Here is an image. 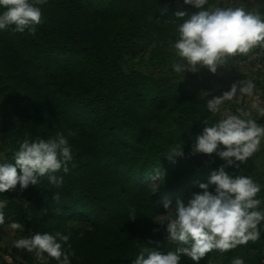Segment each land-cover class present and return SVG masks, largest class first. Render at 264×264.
<instances>
[{"label":"trees","instance_id":"trees-1","mask_svg":"<svg viewBox=\"0 0 264 264\" xmlns=\"http://www.w3.org/2000/svg\"><path fill=\"white\" fill-rule=\"evenodd\" d=\"M38 6L42 22L35 34L0 30V94H6L20 122L3 136L12 138L5 158L10 161L25 139H47L24 125L25 97L11 81L28 88L29 99L44 110L48 125L54 121V130L50 129L77 143L78 151H71L69 172L56 173L63 177L59 187L50 185L46 175L22 193L17 185L16 192L0 194V199L8 200L5 216L24 225L20 231L25 237L35 232L71 234V229L60 230L69 215L88 222L94 232L70 244L75 253L71 264H132L142 248L155 247L156 241L165 253L184 246L167 241L164 227L157 224L166 222L157 219L164 210L159 191L167 194L174 208L178 199L187 202L199 191L198 184L207 182L223 161L215 154L193 155L191 149L205 121L213 124L221 118L207 111L201 86L187 72L182 81L173 69L156 77L126 66L144 55L157 67L172 61L168 41H175L171 20L176 10L159 0H47ZM99 17L115 19L99 26ZM76 128L83 133L68 134V129ZM179 144L183 158L163 157ZM157 168L163 175L152 191L144 180L156 175ZM226 171L255 178L259 184L264 181L254 156L239 169ZM256 198L264 201V193ZM131 209L135 217L130 216ZM82 243L87 245L85 253L106 245L114 250L111 258L93 255L81 260ZM251 243L225 253L214 249L200 264L213 255L221 264H232L237 257L244 264H264L263 252ZM39 262L57 264L47 254Z\"/></svg>","mask_w":264,"mask_h":264},{"label":"clouds","instance_id":"clouds-1","mask_svg":"<svg viewBox=\"0 0 264 264\" xmlns=\"http://www.w3.org/2000/svg\"><path fill=\"white\" fill-rule=\"evenodd\" d=\"M46 3L47 0H0V8L4 9L0 12V30L11 28L16 33L35 34L36 27L42 22L38 5ZM183 3L193 6L196 11L189 14L177 10L174 14L180 22L177 24L178 37L171 45L177 57L172 69L183 78L182 81L186 72L197 73L206 67L215 74L230 58L247 54L255 47L264 48V14L259 10L205 8L209 0H183ZM254 87L250 80L236 81L230 90L209 99L206 109L216 115L225 102L234 101L237 96L251 97ZM253 108L264 116V107L254 104ZM236 111L237 114L226 115L213 124L205 121L206 126L193 141V155L215 154L223 163L210 172L207 182L198 184L199 191L191 193L187 202L178 199L174 208L170 207L171 201L163 203L166 222L157 224L164 227L167 241L184 246L165 253L156 241L155 247L142 248L132 264H180L182 257L200 264L201 259L214 249L225 253L260 239L264 232V208H261L264 201L256 197L261 185L249 176L233 175L226 169H239L261 150L264 126L258 124L249 111ZM182 145L171 146L163 157L169 161L183 158ZM72 159L71 147L63 135L25 139L19 143L10 161L0 157V194L16 192L17 185L22 193L29 186H37L46 175L50 185L59 187L63 177L56 173L67 174ZM161 174L157 168L154 178H160ZM7 204V199H0V227L5 224ZM135 215V209H131L130 216ZM9 227L24 229L23 224L15 221H10ZM69 239L70 234L61 232H35L14 241V247L35 252L41 259L47 254L57 264H71L75 253ZM232 264H244V260L237 257Z\"/></svg>","mask_w":264,"mask_h":264},{"label":"rangeland","instance_id":"rangeland-1","mask_svg":"<svg viewBox=\"0 0 264 264\" xmlns=\"http://www.w3.org/2000/svg\"><path fill=\"white\" fill-rule=\"evenodd\" d=\"M260 0H209L208 5H205V8H215V7H243L246 11H256L259 10L262 14H264V10H262L259 6ZM159 2H165L166 5L170 7H174V10H184L187 13L191 14L196 11V9L191 5H185L183 0H159ZM232 3V4H231ZM97 3L95 2L94 5ZM187 18V17H185ZM115 18L111 17H102L97 19V24L99 26H105ZM179 22L171 20V26H173L175 39L178 37L177 32V24ZM91 35L88 38H92ZM168 47L172 49L171 52V62L161 67H157L149 61V57L144 55L143 57L137 58L130 62L127 65L130 68H133L137 72L141 74H150L153 76H161L162 74L171 71L172 65L177 62V57L175 56V51L171 47L172 43L168 41ZM57 67V64H55ZM191 78L193 83H197L201 86V97L207 99H211L213 96H219L223 92L230 90L232 83L240 80H250L256 86L262 87L259 89L257 93V89L254 87V93L251 97L245 95L242 98L237 96L234 101H227L221 106V112L217 114L218 117L223 118L229 114H237V109H242L245 111H249L251 113V117L256 120V122L262 126H264V116H261L256 108H253V105H259L260 107H264V48L255 47L250 50L249 53L243 55H236L230 58L227 61V65L218 68L217 73L213 74L208 71V69L202 68L197 73L187 72ZM253 74V75H252ZM256 75V76H255ZM69 80H73L76 82V78L74 76H70ZM11 87H14L18 93L25 97V105L26 107V121L24 125H28L36 129L38 132H43L46 138L55 137L57 134L61 133L58 130H54V121H52V126L48 125V121L46 116L43 114L44 110L38 105L37 101L29 99L28 88H24L21 84L13 83L12 81ZM19 85V86H18ZM189 85H191L189 83ZM188 88V86H187ZM207 95V96H206ZM241 101V102H240ZM20 124L18 119L16 118L15 113L13 112V108L11 106L10 101L6 94H0V157L5 158V154L9 151L8 143L12 140L10 137H3L6 132H8L12 127ZM51 128V129H50ZM57 129V128H56ZM78 130H70L68 129V134L74 135L78 133ZM81 132V129L79 130ZM83 133V132H81ZM68 144L71 147V151H78V148L74 145V143L69 137L63 135ZM256 164V169L258 172H262L261 179L264 178V140H262L261 150L257 153L253 154ZM156 175H151L145 178L144 183L148 187H152V191L158 189L159 181L158 178H154ZM253 180L255 178H252ZM261 185V192L264 193V181ZM1 196V195H0ZM159 200L164 203L165 200L170 201L167 194L163 191H159ZM264 208V204L262 205ZM171 207V206H170ZM165 210L159 212L157 215L158 220L165 219ZM62 232L65 230L71 229L70 239L68 241L69 244H73L78 239L85 237V233L94 232L88 222L83 220L78 215H69L64 218L61 222ZM25 237L20 230H12L9 227V218L5 216V224L0 227V264H41L39 259H37L34 252L29 253L24 249H16L14 247V241ZM100 238V236H98ZM101 239V238H100ZM87 244V243H85ZM110 245V243H108ZM255 245L258 250L263 252L264 254V240L258 239L257 241L252 243ZM85 248L87 245L82 243V247L79 250V258L82 260L85 257H89L90 259L94 256L103 258H111V253L113 252V248L108 245L104 247V249L96 251V253H85ZM85 250V251H83ZM76 251H78L76 249ZM180 264H194L187 257H182ZM202 264H221L219 259H217L216 255L209 257V260L206 263Z\"/></svg>","mask_w":264,"mask_h":264},{"label":"flooded vegetation","instance_id":"flooded-vegetation-1","mask_svg":"<svg viewBox=\"0 0 264 264\" xmlns=\"http://www.w3.org/2000/svg\"><path fill=\"white\" fill-rule=\"evenodd\" d=\"M260 8L264 10V0L259 1Z\"/></svg>","mask_w":264,"mask_h":264},{"label":"crops","instance_id":"crops-1","mask_svg":"<svg viewBox=\"0 0 264 264\" xmlns=\"http://www.w3.org/2000/svg\"><path fill=\"white\" fill-rule=\"evenodd\" d=\"M232 4V3H231ZM260 6V5H259ZM253 75V74H252ZM256 76V75H255ZM264 79V78H263ZM257 89V93L259 92V89L262 88V87H259V86H256L255 87Z\"/></svg>","mask_w":264,"mask_h":264}]
</instances>
